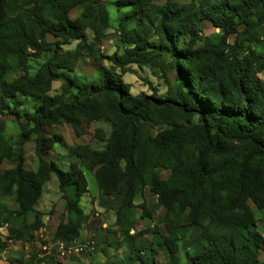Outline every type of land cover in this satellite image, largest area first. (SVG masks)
<instances>
[{"label": "trees", "instance_id": "1", "mask_svg": "<svg viewBox=\"0 0 264 264\" xmlns=\"http://www.w3.org/2000/svg\"><path fill=\"white\" fill-rule=\"evenodd\" d=\"M85 1L89 4L81 16L70 20L68 12ZM114 7L130 8L118 24L121 43L130 47L122 55L105 57L98 45L109 20L100 0H19L12 7L0 0V116L8 114L17 121L22 117L32 124L38 164L36 172L24 167L23 145L30 132H21L11 147L1 136L0 124V229L5 228L6 241L33 242L43 227L42 214L34 207L50 175L55 176L64 202L51 241L79 239L90 219L80 206L88 193V173L96 185L97 206L113 214L117 245L124 249L120 259L103 251L102 264H157L158 252L165 264H179L180 247L185 264H259L264 237L255 229L247 202L264 209L255 195L261 179L249 170L254 154L264 155V80L258 76L264 72V48L260 54L241 49L261 39L264 0H114ZM204 23L218 29L220 36L216 44L206 39L202 47H194ZM129 24L134 27L128 29ZM48 35L62 42L47 43ZM231 35L234 42L229 45ZM152 36L156 45L148 42ZM71 43H75L72 49H62ZM27 50L49 51L50 57L32 78L9 81V57L24 58ZM82 57L100 64L107 59L111 67H102L97 81L65 74L74 72ZM164 57L168 58L165 68L178 77L172 93L165 98L132 96L121 73L130 72V64L154 65ZM55 81L61 82V95L44 97L32 114L19 115L17 96H39ZM168 110L177 111L193 127L176 124L153 139L143 137L151 113ZM98 119L111 129L102 149L71 147L69 154L76 161L67 170L45 162L43 153L55 141L45 136L44 127L69 125L80 137L82 124ZM193 136L196 150L189 152L185 145ZM227 141L249 145L251 154L223 157L217 163ZM3 161L13 168L1 170ZM162 166L171 167L183 179L161 180ZM144 188L164 209L163 232L158 226L135 229L131 210ZM7 197L13 198L14 208L4 204ZM144 234L150 242L143 240ZM26 264L59 263L49 257L37 260L31 254ZM74 264L84 263L75 260Z\"/></svg>", "mask_w": 264, "mask_h": 264}, {"label": "rangeland", "instance_id": "2", "mask_svg": "<svg viewBox=\"0 0 264 264\" xmlns=\"http://www.w3.org/2000/svg\"><path fill=\"white\" fill-rule=\"evenodd\" d=\"M9 7L14 5L19 0H6ZM100 3L104 6L108 16V22L105 30L102 32L98 49L100 53L109 57L112 54L122 55L125 49L130 46L122 44L120 34L118 30V24L123 15H125L130 8H122L116 10L114 7V0H100ZM89 1H85L83 4L76 6L68 12L70 20L78 19L84 12ZM134 24H129L128 29H132ZM241 29V27H240ZM88 40H92V34L90 31L86 32ZM199 38L195 43L194 47H202L205 40L211 41L216 44L220 33L218 29L213 28L210 24L204 23L201 27V32L198 34ZM187 38H183L182 41L185 43ZM47 43H61L60 38H54L48 35L45 38ZM148 42L156 45L157 38L149 37ZM234 42V36L231 35L227 38V44L232 45ZM75 43L63 45L62 49L69 50L74 47ZM244 48L241 49L243 52L246 50H252L256 54H260L264 48V31L261 39L255 44H244ZM27 55L24 58H18L13 55L8 59V65L10 68L8 80L14 81L22 76L33 77L40 66L50 57V52H42L34 54L32 51L27 50ZM31 57H30V56ZM37 55V56H36ZM158 59L154 65H145L143 67H137L134 64H130L127 67L130 72L121 73L122 80L129 86V92L132 96H138L144 94L147 96H155L158 98H165L168 94H171L172 89L178 81V77L174 71L165 68L168 63V58L164 57ZM111 67V63L104 59L102 63H95L86 58H79L78 64L72 73L65 72L67 75H77L79 78L85 81H97L100 77V69ZM119 72V70H118ZM261 80H264V72L258 74ZM61 82L55 81L51 83L50 88L47 92L33 97H22L17 96L20 101L16 110L19 115L32 114L38 106L41 104L44 97H57L61 95ZM74 93V91H72ZM65 100L68 97L64 96ZM195 125L196 122L192 121ZM1 136L5 140L6 144L14 147L18 142L21 132L31 131L32 124H26L24 118H20L18 121L14 116L5 114L0 116ZM182 125L184 128L189 129L193 127L189 126L181 116L175 110L160 111L159 113L153 111L151 113L150 122L145 123L142 131L143 137L153 139L159 133L170 129L172 125ZM26 125L25 129L22 130L21 126ZM189 126V127H188ZM24 127V126H23ZM83 134L80 137H76L69 125L56 124L52 126H46L43 128L44 134L47 138L55 141L51 145L48 151L43 153V158L46 163L55 162L61 169L67 170L68 165L76 160L69 154V149L74 146L84 145L94 150H100L104 146L103 140H106L110 134V124L103 119H98L90 124H82ZM194 134V132H193ZM192 134V135H193ZM191 136V135H190ZM97 137V138H96ZM36 142V135L29 133L28 140L23 145V159L24 167L27 171H37V160L34 154ZM250 146L246 147L242 143L233 141H227L226 152L221 157L216 158L217 163L222 161L223 157H236L239 154L246 157L250 151ZM186 150L189 152L196 150L195 136L188 137L185 145ZM236 155V156H235ZM249 165L250 173H252L257 179H261L257 185L256 198L260 203H264V155L260 153L254 154V159L251 160ZM13 164L9 161H3L1 170H7L13 168ZM176 171V170H175ZM159 176L161 180L167 181L168 179H183L182 174L174 172L171 167L162 166L158 168ZM86 180L88 184V193L82 196L80 200V206L84 213L90 214L88 223L81 229V242L93 241L95 243L94 250L86 252L79 256L69 257L59 264H74L75 260H79L84 264H102L105 260L103 251L107 252L111 259H120L124 254V249L119 248L117 243L118 236L114 234V216L112 213L100 209L97 206V189L93 177L91 174L86 173ZM4 204L9 208H14L13 198L7 197L4 199ZM63 200L61 199L60 192L58 190V183L54 175H50L49 180L44 184L42 194L38 202L36 203L34 210L42 214L43 227L37 232L41 233L46 240H50L53 232L59 222V217L63 212ZM252 216L254 218V224L256 231L264 237V209H258L252 202H247ZM131 215L135 219V229L138 231H144L150 227L158 226L159 230L163 232V228L160 225L164 215V209L157 204L156 196L153 195L148 188H144L143 191L137 195L133 202ZM31 221V219L29 220ZM36 233V234H37ZM35 234V237H36ZM129 235H133V231H130ZM143 240L150 242L148 234L143 235ZM36 243L38 240L36 238ZM0 264H18L20 260H25V256L37 253V246H33L32 243L18 244L9 243L6 241L5 228L0 229ZM189 254L192 253L188 249ZM179 264H185V255L182 247H180L179 253ZM157 264H165V259L162 253L158 252L155 257ZM259 264H264V248L258 253Z\"/></svg>", "mask_w": 264, "mask_h": 264}, {"label": "built area", "instance_id": "3", "mask_svg": "<svg viewBox=\"0 0 264 264\" xmlns=\"http://www.w3.org/2000/svg\"><path fill=\"white\" fill-rule=\"evenodd\" d=\"M36 238L38 240V244L36 243ZM33 246H37V253L35 254L36 259H47L52 258L54 261L59 262L63 261L69 257L79 256L86 252H91L94 250L95 243L93 241L81 242L80 240H73L71 242H54L50 240H46L44 236L41 234L40 237H34L32 242ZM31 259V254L25 256L26 262ZM23 260L18 264H26Z\"/></svg>", "mask_w": 264, "mask_h": 264}, {"label": "crops", "instance_id": "4", "mask_svg": "<svg viewBox=\"0 0 264 264\" xmlns=\"http://www.w3.org/2000/svg\"><path fill=\"white\" fill-rule=\"evenodd\" d=\"M81 236H82V234H81V232H80V237H79V239H77V240H80Z\"/></svg>", "mask_w": 264, "mask_h": 264}, {"label": "bare ground", "instance_id": "5", "mask_svg": "<svg viewBox=\"0 0 264 264\" xmlns=\"http://www.w3.org/2000/svg\"><path fill=\"white\" fill-rule=\"evenodd\" d=\"M41 236V234L39 235V237Z\"/></svg>", "mask_w": 264, "mask_h": 264}]
</instances>
